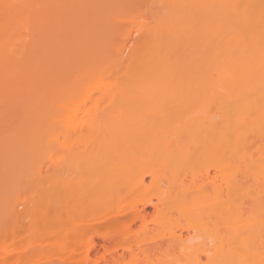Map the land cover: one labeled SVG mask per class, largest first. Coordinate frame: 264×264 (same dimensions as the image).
I'll use <instances>...</instances> for the list:
<instances>
[{
  "label": "bare ground",
  "instance_id": "obj_1",
  "mask_svg": "<svg viewBox=\"0 0 264 264\" xmlns=\"http://www.w3.org/2000/svg\"><path fill=\"white\" fill-rule=\"evenodd\" d=\"M0 264H264V0H0Z\"/></svg>",
  "mask_w": 264,
  "mask_h": 264
},
{
  "label": "rangeland",
  "instance_id": "obj_2",
  "mask_svg": "<svg viewBox=\"0 0 264 264\" xmlns=\"http://www.w3.org/2000/svg\"><path fill=\"white\" fill-rule=\"evenodd\" d=\"M94 252H95V250H93L92 252H90V253H89V257H90V256L92 257V256L95 254Z\"/></svg>",
  "mask_w": 264,
  "mask_h": 264
}]
</instances>
